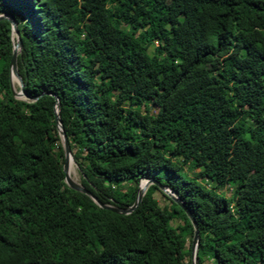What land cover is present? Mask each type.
Wrapping results in <instances>:
<instances>
[{"label": "trees", "instance_id": "obj_1", "mask_svg": "<svg viewBox=\"0 0 264 264\" xmlns=\"http://www.w3.org/2000/svg\"><path fill=\"white\" fill-rule=\"evenodd\" d=\"M0 13L28 95L12 92L1 16L0 264H190L192 224L159 184L193 216L198 264H264V0H0ZM55 96L100 202L126 207L156 181L131 211L64 182Z\"/></svg>", "mask_w": 264, "mask_h": 264}, {"label": "water", "instance_id": "obj_2", "mask_svg": "<svg viewBox=\"0 0 264 264\" xmlns=\"http://www.w3.org/2000/svg\"><path fill=\"white\" fill-rule=\"evenodd\" d=\"M1 16L7 17L10 20L11 31L15 35V39H14V42H13V45H12V50H11V56H10V59H9V78H10V83H11V78L12 77H14L16 79L17 84H18V90L14 91L12 89V87H11V89H12V92L15 95H21V97H28V95L25 93V91L22 88L21 77H20V75H19V73L17 71V68H16V52L18 51V49L20 47V39H19V36H18V32H17V29L15 27L14 20L11 17H9V16H7L6 14H3V13H0V17ZM34 97H35V95L31 96V98H34ZM53 114H54V119H55V123H56L57 133L59 135L61 146H62V151H63V161H62V164H61V168H62V171H63V180H64V182L69 187L88 194L100 206L108 207V208H110V209H112L114 211L123 212V213L131 211L135 207V205L138 203V201L140 200V198H141V196H142L147 184L149 182H156V181L151 179V178H149V177L141 178V179H143V185L140 187V185H139V183L141 181V179H140L138 184H137L135 198L132 201V203L130 205L126 206V207H118V206H114V205L105 204V203L100 202L79 181L76 182V181L72 180L71 178H69L66 175L67 158H68L69 155L72 158V155H71V152H70L68 139H67L66 134H65V132H64L62 126H61L60 119H59V116H58V103H57V97L56 96H55L54 104H53ZM159 187L183 209V211L186 213L187 217L189 218V220H190V222L192 224V227H193L192 234H191V239H190V246H189L190 264H198L197 256H196V249H197V242H198V233H197V227H196V223H195V221L193 219V216L191 215L189 209L185 206V204L173 193V191L170 188H168L167 186L161 185V184H159Z\"/></svg>", "mask_w": 264, "mask_h": 264}, {"label": "rangeland", "instance_id": "obj_3", "mask_svg": "<svg viewBox=\"0 0 264 264\" xmlns=\"http://www.w3.org/2000/svg\"><path fill=\"white\" fill-rule=\"evenodd\" d=\"M154 44H155V42L153 41L152 44H149L148 48L151 49L152 46H153ZM12 81H13V82H12ZM11 87H12V89H13L14 91H17V90H18V84H17V81H16L15 78H14L13 80H11ZM15 96H17V97H21V95H15ZM150 110H151L152 113H154V112L156 111V107L153 106ZM75 166H76V164H75ZM184 169H185V171L187 172V174H189V175H192L193 172H194L193 170H190V169H188L187 167H185ZM75 170H76L77 178H78V180H79L80 172H79L77 166L75 167ZM142 181H143V180H142ZM142 181H141V182H142ZM196 181H197L198 183H205V184L209 185L208 181L205 180V179L202 178V177H198V178L196 179ZM231 189H232V186H231V185H229V184H225V185L219 187V189H217V190H218L219 192H221V193L223 192L224 195L229 196V195H230V192H231ZM151 199H152V201H157L160 205H164V204H167V203H168L167 198L163 197L158 191H154V192L152 193ZM187 246H188V241L186 240L185 245H184V248H186ZM189 255H190V254H189ZM185 260H186V259H185Z\"/></svg>", "mask_w": 264, "mask_h": 264}, {"label": "bare ground", "instance_id": "obj_4", "mask_svg": "<svg viewBox=\"0 0 264 264\" xmlns=\"http://www.w3.org/2000/svg\"><path fill=\"white\" fill-rule=\"evenodd\" d=\"M14 77L11 78V80H13ZM13 82V81H12ZM75 163L73 161V159L70 157V155L67 158V163H66V175L71 178L72 180L78 182V178H77V174H76V170H75ZM143 180V179H142ZM141 180V181H142ZM139 183L140 187L143 185V181ZM82 183V182H81Z\"/></svg>", "mask_w": 264, "mask_h": 264}]
</instances>
